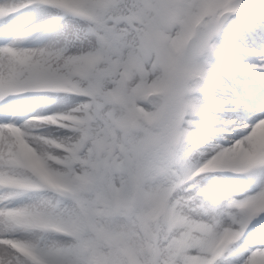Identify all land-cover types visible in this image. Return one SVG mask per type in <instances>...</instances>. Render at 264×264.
Returning a JSON list of instances; mask_svg holds the SVG:
<instances>
[{"label": "snow or ice", "instance_id": "6c2138e0", "mask_svg": "<svg viewBox=\"0 0 264 264\" xmlns=\"http://www.w3.org/2000/svg\"><path fill=\"white\" fill-rule=\"evenodd\" d=\"M0 264H264V0H0Z\"/></svg>", "mask_w": 264, "mask_h": 264}]
</instances>
